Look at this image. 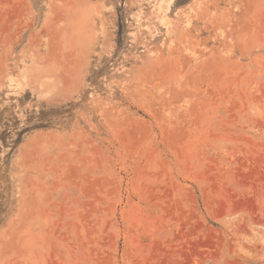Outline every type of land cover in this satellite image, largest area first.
<instances>
[{"label":"rangeland","instance_id":"rangeland-1","mask_svg":"<svg viewBox=\"0 0 264 264\" xmlns=\"http://www.w3.org/2000/svg\"><path fill=\"white\" fill-rule=\"evenodd\" d=\"M0 264H264V0H0Z\"/></svg>","mask_w":264,"mask_h":264}]
</instances>
